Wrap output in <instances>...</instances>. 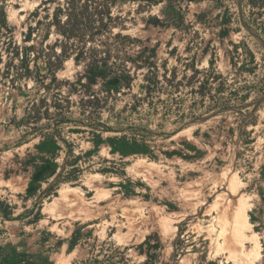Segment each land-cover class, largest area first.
I'll list each match as a JSON object with an SVG mask.
<instances>
[{
    "label": "rangeland",
    "instance_id": "obj_1",
    "mask_svg": "<svg viewBox=\"0 0 264 264\" xmlns=\"http://www.w3.org/2000/svg\"><path fill=\"white\" fill-rule=\"evenodd\" d=\"M57 1H6L18 44L63 41L49 23ZM165 5L115 9L125 28L101 40L118 45L111 60L134 79L110 94L92 85L106 101L93 115L79 108L83 62L66 59L56 79L35 81L2 55L0 264H143L147 235L167 264H260L264 229L249 214L264 192V46L241 19L264 40V0H241V13L237 0L190 3L181 27L146 22L164 20ZM119 31L130 38H112ZM143 61L153 68L136 70ZM42 136H55L59 167L29 195L27 160ZM114 136L149 152L114 153Z\"/></svg>",
    "mask_w": 264,
    "mask_h": 264
},
{
    "label": "trees",
    "instance_id": "obj_2",
    "mask_svg": "<svg viewBox=\"0 0 264 264\" xmlns=\"http://www.w3.org/2000/svg\"><path fill=\"white\" fill-rule=\"evenodd\" d=\"M6 1L0 0V63L2 62V55L6 54V68L15 69L18 79L31 78L35 81H41L47 78L48 75L56 79V71L62 67L66 59L73 58L76 63L83 62L84 72L82 77L77 80V84L84 88L79 100V108L81 111L93 115L104 108L103 104L106 101L105 98L100 96V93L92 89V85L96 84L100 79L102 84L100 92L110 94L119 91L122 87L130 88L134 79L131 67L111 60L110 49L118 47V45L101 40V37L111 35L115 27L119 29L125 28L122 23L124 18L120 14V10L115 12V9L129 2L136 4L137 12H142L150 10L153 6L166 3L163 10L164 20L157 15H149L146 22L152 25H165V21H167L172 25L181 27L185 23V10L189 4L204 0H58L52 11L49 23L60 34L63 41L58 42L57 40L55 43L46 45L40 50H34L33 46H21L15 41L12 27L7 19ZM112 38L130 37L129 35H123L119 31L114 33ZM57 47L60 48L59 52H57ZM39 60L43 63L47 74L40 71ZM146 63L148 68H153L150 62L143 61V63H134L135 69L143 68ZM31 64L35 69L36 75L33 74ZM148 72L153 74L151 69H148ZM83 78L85 82L82 81ZM145 80L149 79L146 78ZM38 119L39 117H36V120ZM64 120L67 119H60V121ZM105 142L109 144L112 152L121 155L146 154L149 152L145 144L130 141L125 136L108 137ZM59 149L55 136H45L37 146L40 155H29L27 161L33 167V174L27 188L29 195L34 194L37 181H42L57 171L59 164L53 156ZM43 154H46V156ZM180 156L183 155L181 154ZM120 186L126 193L134 192L130 189L129 184L121 183ZM3 214L7 216L6 213ZM249 215L256 230L264 229L263 191H259V201ZM160 246L161 243L157 238L153 239L152 235L146 236L138 245L139 252L141 254L144 253L146 256L143 264H156V262L167 264L160 261L158 252ZM176 246L177 241L174 242V247L176 248ZM146 247L154 248L157 251L152 254L145 249ZM172 264H175V262ZM260 264H264V244Z\"/></svg>",
    "mask_w": 264,
    "mask_h": 264
},
{
    "label": "water",
    "instance_id": "obj_3",
    "mask_svg": "<svg viewBox=\"0 0 264 264\" xmlns=\"http://www.w3.org/2000/svg\"><path fill=\"white\" fill-rule=\"evenodd\" d=\"M237 5L238 8L240 10L241 13V0H237ZM242 24L244 25V27L248 30V32L255 37L256 39H258L264 46V40L243 20L241 19Z\"/></svg>",
    "mask_w": 264,
    "mask_h": 264
}]
</instances>
